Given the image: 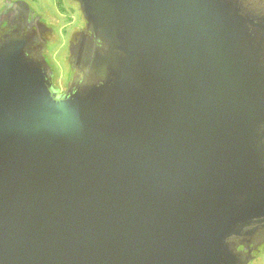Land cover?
<instances>
[{
    "label": "water",
    "instance_id": "obj_1",
    "mask_svg": "<svg viewBox=\"0 0 264 264\" xmlns=\"http://www.w3.org/2000/svg\"><path fill=\"white\" fill-rule=\"evenodd\" d=\"M64 94L0 20V264H249L264 248V0H74Z\"/></svg>",
    "mask_w": 264,
    "mask_h": 264
},
{
    "label": "flooded vegetation",
    "instance_id": "obj_2",
    "mask_svg": "<svg viewBox=\"0 0 264 264\" xmlns=\"http://www.w3.org/2000/svg\"><path fill=\"white\" fill-rule=\"evenodd\" d=\"M19 0L6 1L3 0L0 4V20H6L8 22H13L17 15V9L14 6L8 10L7 5L13 4ZM25 1V0H23ZM26 2V1H25ZM54 5L53 13H48L43 7L36 9L31 5L30 2H26L30 11L36 18L39 19L40 23L37 28L39 30V37L43 39V36L48 34L49 37L44 39V44L42 46V53H44L45 58L47 57L49 61L52 59L49 57V47L56 43L57 47L56 53V63L60 66L58 71L55 70V75L57 78L56 90L61 95L64 94L65 85L71 73V65L69 62V47L74 39H76V34L82 30L85 26V21L82 16L79 4L74 0H52ZM44 10H43V9ZM52 14V15H51ZM45 16L46 18H44ZM59 21H66L65 23H59ZM46 58V59H47ZM53 61V60H52ZM55 83V82H54ZM257 256L254 251H252V260Z\"/></svg>",
    "mask_w": 264,
    "mask_h": 264
},
{
    "label": "rangeland",
    "instance_id": "obj_3",
    "mask_svg": "<svg viewBox=\"0 0 264 264\" xmlns=\"http://www.w3.org/2000/svg\"><path fill=\"white\" fill-rule=\"evenodd\" d=\"M2 1L3 0H0V4ZM6 1H13V0H6ZM25 1L30 2L31 5L34 6L33 8L35 9V11H37L36 9L41 8V7H43L45 10H47L49 14L53 13V11H54V5H53L52 0H25ZM43 17L46 18L45 16H43ZM65 22L59 21V23H62V24ZM56 47H57L56 43H54V45L49 47V57L53 60V61L52 60L49 61L51 70H53V79H54L55 70L58 71L60 69V66L56 63V60H55L56 59V53H55ZM47 60H49V59L47 58ZM56 80H57V78L55 75V79H54L55 83H57ZM256 254H257V256L253 260H251V262L249 264H264V248L260 249V251Z\"/></svg>",
    "mask_w": 264,
    "mask_h": 264
}]
</instances>
